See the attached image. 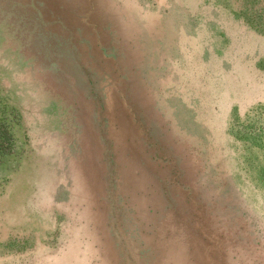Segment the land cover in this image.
I'll use <instances>...</instances> for the list:
<instances>
[{"label": "rangeland", "instance_id": "obj_1", "mask_svg": "<svg viewBox=\"0 0 264 264\" xmlns=\"http://www.w3.org/2000/svg\"><path fill=\"white\" fill-rule=\"evenodd\" d=\"M0 264H264V0H0Z\"/></svg>", "mask_w": 264, "mask_h": 264}, {"label": "trees", "instance_id": "obj_2", "mask_svg": "<svg viewBox=\"0 0 264 264\" xmlns=\"http://www.w3.org/2000/svg\"><path fill=\"white\" fill-rule=\"evenodd\" d=\"M0 135H3L6 140H10L12 138V133L8 129H0Z\"/></svg>", "mask_w": 264, "mask_h": 264}]
</instances>
